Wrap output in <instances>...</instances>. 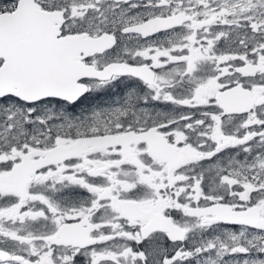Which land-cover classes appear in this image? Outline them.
Masks as SVG:
<instances>
[{
    "label": "snow or ice",
    "instance_id": "1",
    "mask_svg": "<svg viewBox=\"0 0 264 264\" xmlns=\"http://www.w3.org/2000/svg\"><path fill=\"white\" fill-rule=\"evenodd\" d=\"M0 264H264V0H0Z\"/></svg>",
    "mask_w": 264,
    "mask_h": 264
}]
</instances>
